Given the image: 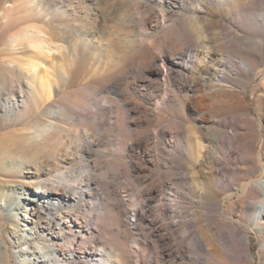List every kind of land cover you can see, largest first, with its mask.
<instances>
[{
    "label": "rangeland",
    "instance_id": "374dc122",
    "mask_svg": "<svg viewBox=\"0 0 264 264\" xmlns=\"http://www.w3.org/2000/svg\"><path fill=\"white\" fill-rule=\"evenodd\" d=\"M189 51L197 67L217 65L221 52L227 62L252 67L228 74L223 91L161 84L166 93H154L153 57L160 66L171 53ZM34 58L40 66L32 76ZM4 72L15 80L7 94L19 110L0 117V205L23 200L39 181L62 176L70 187L89 177L97 184L89 222L99 229L91 264H264L259 199L243 191L264 180V0H0L1 92L9 87ZM189 72L196 82L198 68ZM28 76L36 93L50 84L52 100L40 105L27 95ZM179 207L198 217V231L212 240L207 252L194 247L185 260L157 243ZM70 210L67 204L64 213ZM9 228L1 211L0 243L8 250L1 261L21 264ZM237 233L250 240L241 249L251 258L241 263Z\"/></svg>",
    "mask_w": 264,
    "mask_h": 264
},
{
    "label": "bare ground",
    "instance_id": "6f19581e",
    "mask_svg": "<svg viewBox=\"0 0 264 264\" xmlns=\"http://www.w3.org/2000/svg\"><path fill=\"white\" fill-rule=\"evenodd\" d=\"M175 56L176 54L171 53L170 56L164 57L161 64L162 66L160 65L161 67L159 66V57H153V66L151 68H148V76L155 78L154 84L149 85V88H152L154 93H166V86H171V84L178 87L179 91L181 92H185L186 90L190 89L195 94H197L202 87L205 88V86L212 87L217 91H223V87H225V82L227 81L226 77L228 74L238 73L239 71L243 72L242 69L244 68L249 71L252 67V64L244 59H239L238 62L225 61V52H221L220 54H218L219 57L217 59V65L208 64L201 67H197V65H195L194 58L196 56L194 55L193 51H189V55L183 56L181 58H175ZM34 60L35 61H32L30 63L31 66L29 67V70L27 72L31 73L32 76L37 73L36 69L40 66L35 58ZM195 68H198L200 77L196 82L193 83L191 80L192 75L189 71ZM2 77L4 81L3 84L8 85L9 89H6L5 86L2 85L3 89L5 88L6 91H4L5 89L3 90L4 92H1L0 90V97H4V103L2 102L3 99L0 100V117L2 115L9 118L13 113L19 110V105L16 98L9 97L7 94V91H9L10 88L14 86L15 80L10 74L6 72L2 74ZM26 78L29 87L28 93L26 92L27 95L30 94L34 96L36 99L35 101L40 105H45V103L52 100V86L50 84H47L48 90L45 94H41L40 92H38V94L35 90V79H33V77L31 78L30 76ZM161 84H163L164 86L166 85L164 90L159 86ZM15 87L16 86H14V88ZM74 97L76 103H81L83 101L82 99L84 98L82 95H75ZM58 113L60 112L58 111ZM235 125L236 124L231 123L232 128L235 127ZM38 131L35 133H39ZM224 135H228V138L231 139H233L232 136H239L238 134L231 135L229 131H225ZM42 173L47 174L45 171H43ZM96 185L97 184L93 179L88 177L81 180V176H79L75 178V180L73 181V185L69 187V185L65 183L61 176L60 178H57V180L48 181L47 179V181L45 180V182H37L35 184V191L29 192L25 190L26 196L23 198V200L17 202H6V204H4L3 206L0 205V212L4 211L7 214V221L10 227L8 229V235H10L11 237V241L9 243L17 245V247H19V252L16 251L17 253H15L16 255H20L21 264H91V257L88 254L92 255L95 252V246L93 245V243H96L98 241L97 230L99 229L96 230L93 223L89 222V218L93 219L94 214L92 213V210L88 208V205L93 199L94 194H92V192L96 188ZM82 187H84L85 189L81 191ZM68 188H71L72 191L67 190ZM243 191H245L246 194L250 196H248V199H259L258 202L256 201L257 208L255 213V224L256 226H258L260 232H262V230H264V180L250 184L249 188H247V191L245 189ZM108 193L109 192H107V194ZM100 194L96 197L97 200L105 197V195ZM186 195L189 194L186 193ZM118 196L120 197L121 205L125 206L128 201L126 199V196ZM67 197L69 198L67 199ZM208 197L204 198H206V201L209 202ZM71 198H73V201L69 200ZM111 199L112 198H110V200ZM181 200H183V198ZM67 204L72 205V210L64 213L65 206H67ZM207 206L209 207V204L203 203V207ZM187 212L184 211V208L181 211H177L175 220L173 221V223H171V226H165L164 232L160 231V233H157V243L159 244L158 248H160L159 250H161L164 254H168L174 260H177L179 258L181 260L187 259V256L189 254L194 253V247L196 251H199L201 253L207 252L206 244L211 240V238L207 234L198 231V217L193 214H188ZM126 214H130L133 218H137L139 215V211H127L126 209ZM32 224L33 226L31 227ZM11 227H13L14 229L11 230ZM223 235L224 232L222 233L221 230H217L215 234V236L219 238L223 237ZM236 238L237 239L234 242L236 243L237 247V257L235 258V260L237 261V263H241L242 259H245L246 257L251 258L248 249L243 250L244 255L242 254L241 249V246H243L245 243L248 246L250 244V240L246 236L242 240H240L239 233H237ZM188 241H191V244H187ZM3 244L4 243H0V264H3V261L1 260H3L2 258H4V255L6 256L8 253L6 244H4L5 246H3ZM101 250H104V248L102 247ZM101 264L106 263L102 262Z\"/></svg>",
    "mask_w": 264,
    "mask_h": 264
}]
</instances>
